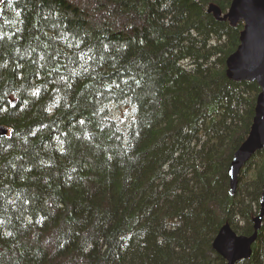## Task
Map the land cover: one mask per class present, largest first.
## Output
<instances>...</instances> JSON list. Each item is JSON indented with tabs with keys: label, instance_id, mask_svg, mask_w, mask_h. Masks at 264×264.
Wrapping results in <instances>:
<instances>
[{
	"label": "trees",
	"instance_id": "16d2710c",
	"mask_svg": "<svg viewBox=\"0 0 264 264\" xmlns=\"http://www.w3.org/2000/svg\"><path fill=\"white\" fill-rule=\"evenodd\" d=\"M232 2L0 0V264H227L264 185L261 150L231 194L261 92L227 75Z\"/></svg>",
	"mask_w": 264,
	"mask_h": 264
},
{
	"label": "water",
	"instance_id": "95a60500",
	"mask_svg": "<svg viewBox=\"0 0 264 264\" xmlns=\"http://www.w3.org/2000/svg\"><path fill=\"white\" fill-rule=\"evenodd\" d=\"M208 13L213 14L219 21H228L233 27L243 23L240 45L227 59V75L232 81L256 82L261 88L250 134L235 152L229 168L231 194H235L241 171L258 152L264 150V0H233L225 14L217 4L211 3ZM8 132L6 127H0V137L7 136ZM263 221L264 185L260 213L254 218V233L251 236L239 235L227 224L216 236L214 250L227 264H237L249 259Z\"/></svg>",
	"mask_w": 264,
	"mask_h": 264
}]
</instances>
